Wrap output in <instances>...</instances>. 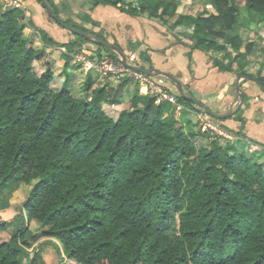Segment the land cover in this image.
I'll return each instance as SVG.
<instances>
[{"label": "trees", "instance_id": "obj_1", "mask_svg": "<svg viewBox=\"0 0 264 264\" xmlns=\"http://www.w3.org/2000/svg\"><path fill=\"white\" fill-rule=\"evenodd\" d=\"M90 1L131 16H177L172 27L189 33V57L194 49L222 52L214 67L264 82L263 67L250 71L254 42L251 31L241 33L236 0H207L216 12L197 15L181 13V0ZM245 5L264 26V0ZM75 45L56 41L19 7L0 8V189L33 182L26 219L77 264H264V147L250 150L243 138L222 143L203 127L186 132L178 104L201 107L179 94L177 104L157 103L138 85L112 117L104 104L122 103L130 79L93 88L88 76L73 90L66 78L54 89L53 49H67V70ZM17 219L0 221V233ZM30 245L25 226L0 239V264H22L24 254L36 264Z\"/></svg>", "mask_w": 264, "mask_h": 264}, {"label": "crops", "instance_id": "obj_2", "mask_svg": "<svg viewBox=\"0 0 264 264\" xmlns=\"http://www.w3.org/2000/svg\"><path fill=\"white\" fill-rule=\"evenodd\" d=\"M20 1L29 11V19L33 20L39 28L45 29L56 41L67 42L69 40V35H66L64 31H60L55 23L49 21L45 17V9L43 7V4H41L39 0ZM181 1L182 4L180 5L179 10L181 11V13L188 14L185 12L184 8L190 0ZM50 2L54 3L59 12L60 18H67L71 23L74 24H76V22H79V24L77 25H79L80 27H84L88 31H92L96 35H101L106 40L112 43H119L123 51L129 56L133 54L132 49L135 47V45L137 47V50L141 45H143L139 41L143 42L145 38L148 44L147 46H145L146 55H148L149 58H146L147 60H144L145 63L144 65L142 64L143 67H154L172 73L182 81L185 89L191 91L193 95L205 102L214 111L223 113L230 109H234L237 106L238 95L235 89V81L237 80L239 75H237L235 71H221L213 66L214 58H222V52L213 53L206 52L200 49H194L192 50L191 56L189 57L188 53L191 50L189 44L191 42L187 37L189 33L186 31V28L184 26L175 28L174 33L177 32V30L182 29L185 31V36H183L182 39L178 41L172 34H168L166 36L162 28L155 29L151 27V19L147 17L138 15L132 16V18L127 22L126 20H119L124 24L119 23L120 25H118L116 11H113V9L109 10L107 5H99L95 8H92L91 10H87V12L85 13L80 14V11L74 8L75 5L73 3V0H50ZM208 6L211 7L209 12H216V9L212 5V3H208ZM116 9L119 10L118 8ZM119 12L124 13L120 10ZM77 13L80 17L77 16ZM192 15L194 14L192 13ZM122 16L120 15L119 17L121 18ZM253 21L255 22L254 19ZM137 25L138 28H140L138 29L139 31H137ZM248 27V25L242 24L241 33L251 31L248 37L250 41L254 42V47L252 52L248 55V59L252 60L250 71L256 72L262 67L257 63V59L261 57L257 50L258 48L262 47V42H264V26L258 25V28L252 26L251 30H247ZM30 33L31 29L26 30L27 36L30 35ZM128 34L130 36H133L130 37ZM55 35H58V37L61 35L64 37V39L58 40L55 38ZM151 37L152 39L156 38L158 42L162 39L163 41L161 42V46H154L155 44H151ZM158 42L156 43L159 45L160 43ZM35 46L37 48L41 47L42 42L39 39H36ZM58 49L65 48L55 47L53 49L56 52H54L55 57L58 59V63L54 67L55 73L58 68L63 65V62H61L60 59V52L57 51ZM243 49H245V47H243ZM160 51H164V57L166 58V60H164L165 62H163L162 65L165 66H162L155 61L154 55L156 53H159ZM184 57H186V59ZM72 63L74 64V60L72 61ZM221 73H223V75H220L221 81L217 83L214 76ZM261 74L264 75V67ZM92 80L94 81L93 77ZM59 82L60 84H64L65 80L62 78L59 80ZM218 84H220V86L224 85V87L219 88ZM97 86L98 83L94 81L93 88ZM262 86L263 85L261 83L253 79L247 78V81L245 83L242 81L241 87L244 92L243 105L235 115L226 120L228 122L227 127L230 131H225L236 135L238 138H243L245 136L246 140L249 141V145L251 144V146H257L255 145L256 143L253 142L255 141L254 139L264 144V87ZM129 90L130 89L128 87H125V94H127ZM221 91L225 92L224 97L222 95H219ZM131 94L132 93L126 96L124 95L125 98L123 97L122 103L120 104L105 103L104 109L112 117H118L120 111L123 108L129 106ZM126 98L127 100H129L125 105ZM177 114L178 119L185 130L188 127L191 128L192 126H195L194 124L197 122L196 120L198 116L201 115L195 109H192L191 107H185L180 104H178ZM185 119L190 120V122H185ZM241 127H243L242 131H240ZM50 239L55 240L54 238ZM37 251H39V249ZM62 254L63 256H65L63 252Z\"/></svg>", "mask_w": 264, "mask_h": 264}, {"label": "rangeland", "instance_id": "obj_3", "mask_svg": "<svg viewBox=\"0 0 264 264\" xmlns=\"http://www.w3.org/2000/svg\"><path fill=\"white\" fill-rule=\"evenodd\" d=\"M129 1H132L134 5H137V2H138V0H129ZM73 3L75 5L74 8L76 10L80 11L79 12L80 14L85 13V12H87V10H91L93 8L92 2L90 0H73ZM245 3H246V0H236V4L239 6V10H240L239 21L243 25L249 26L247 30H249V29L251 30L252 26H254L255 28H258V25H260V24H257L256 22L253 21V18L255 15L246 7ZM52 4L55 7L54 3H52ZM107 7L109 8V10L113 9V11L114 10L116 11V17L118 18L117 19L118 21L117 20H115V21H117L118 25H120L119 23L124 24L123 22H120L119 20H126V22H127L132 18V16L129 14L120 13L119 10H117L116 7H114V6L107 5ZM0 8H1V6H0ZM184 9H185V12L188 14L193 13L194 15H197V14H201V13L208 14L211 7L208 6L207 0H190L186 4V7ZM44 11H45L44 15L49 21H52L53 23H55L58 26V28L60 29V31H64L66 33V35H69L68 41L76 43L75 46H71V50H72L71 55L74 57V59H73L74 64L72 63V61H73L72 60L69 65H73V66H69V68L67 70L64 69L63 65L58 68V70L55 73V80L53 83L54 89L57 90L63 85V83L60 84V82H59L60 79L63 78L65 80L66 78H68V82L70 81L69 87L73 90H79V89L84 87V85H83V84H85L84 81H86L88 79V76H91L94 78V81L98 83L97 87L103 86L107 82L114 83V85H115V83L119 84V83L125 81L126 79H130V82H128V84L126 86L130 90L127 94H125V91L123 92V95H125V96L132 93L134 91V88L136 85H140L137 80L132 79L130 76H127V74H125L123 77L119 78L118 75L115 73H109V72L104 73L103 71L95 69V68L91 69V70H87L83 66V63L79 59H77V55L82 54V55L86 56L88 59H92L94 61H97L98 63H101L104 58L109 59L112 62H115V61H117V58L112 57L108 52H105L104 50L99 49L98 45L96 43H94L93 41H89V40L84 41L81 38H79V36L71 33L69 30L65 29L64 27L59 25L57 22L53 21L52 18L50 17V15L47 13V11L46 10H44ZM104 11H106V10H104ZM25 13H26V19H27V21H29L30 20L29 19L30 14H29V11L27 8H25ZM120 15L121 16L123 15V16L120 18L119 17ZM77 16H79L78 13H77ZM138 16H143V17H147V18L151 19V27H153L155 29L156 28H159V29L162 28L164 30L166 36L168 34H172L175 36L176 40H178V41H180L182 39V37L185 36V31L183 29L177 30V32L174 33L175 28L172 27V24L176 20L177 16L170 17V18H168L167 21L160 19V18H151L150 16H148L144 13H140ZM145 21H147V20H145ZM76 24H79V22H76ZM138 29H140V28H138V25H137V31H139ZM135 30H136V27H135ZM89 32H91L92 34H95L92 31H89ZM132 36L133 35H131L130 37H132ZM55 38L58 40L64 39V37L61 35L59 37H58V35H55ZM65 39H67V38H65ZM162 41L163 40L161 39L158 42L156 40V38L152 39V37L150 39V43L153 45L155 44L154 46H161ZM139 42H141L143 45H141L138 48V50H137V47L135 45V47L132 49L133 54L130 56L127 54L126 55L128 56V60L130 63L138 64V65H142V64L144 65V63H145L144 60H147L146 58H149L148 55H146V48H145V46H147L148 44H147V40L145 38H144L143 42L142 41H139ZM156 42H158L160 44L158 45ZM116 44L119 47H121L119 45V43H116ZM64 50L66 51L67 49L66 48L65 49H58L57 51L60 52V55H61ZM99 50L102 52V57H99V55H98V53L100 52ZM53 51L55 52V50H53ZM160 52L156 53L154 55V58H155V61L157 63L162 65V63L165 62L164 60H166V58L164 57V51H160ZM211 52L214 53L215 51H211ZM257 52L261 55V57L257 59V63L259 66L264 67V42H262V47L258 48ZM184 58L186 59V57H184ZM60 59H61V62H63V64H64L65 59L64 58H60ZM118 59H120L119 55H118ZM162 66H165V65H162ZM220 75H223V73L214 76V78H216L217 83H219L221 81ZM236 81H235V84H236ZM246 81H247V79L243 80L244 83ZM156 82L158 84L162 85L165 88V90H167L169 93L175 94L177 96V94H178L177 87L174 85V83L169 81L167 78H165V77L157 78L156 77ZM218 87L221 88V87H224V85L220 86V84H218ZM262 87H264V85ZM185 90L189 93V90H187V89H185ZM224 93H225L224 91H221L219 95H222L224 97ZM125 96H123V97L125 98ZM125 100H126L125 101V105H126L128 103L129 99L127 100V98H126ZM189 107H191V106H189ZM196 111H198V110H196ZM198 112L201 115L198 116V118L196 120L197 122L194 124L195 126H192L191 128L188 127L186 130L184 129L186 132H190V131L196 132L199 128L203 127L206 131H209L210 135H212L213 137H220L222 143H225L226 141H231L234 143L237 142V140L239 138L236 135L229 133V132H226V131H230L229 128L227 127L228 122L226 121L227 119H230V117L223 119V120H219V119H216V118L208 115L206 112H201V111H198ZM115 118H117V117H115ZM189 119H190V117H189ZM207 120L216 121V123L220 124L222 129L226 130L225 131L226 135L217 134V133L211 131L210 129H208L206 126ZM186 121H187V123L190 122V120L185 119V122ZM243 138L246 140L245 136ZM254 140H255L254 143H257L258 145H262L264 147V144H262L261 142H258L256 139H254ZM202 142L206 143L207 139L203 138ZM246 142L248 143L249 141L246 140ZM255 147L256 146H251V144H250L248 148L250 150H253V149H255ZM32 184H33V182L30 184L22 183L17 188H12V189L2 188V189H0V221L11 220V219H13V217L18 215V219L7 227V229H6L7 231L0 233V235H1L0 239L9 237V235H11V233H13V232L17 231L19 228L25 226V227L29 228V243L31 244L30 247L28 248L29 251H31V253L34 254V252L39 249V256L40 257L38 258L36 264H77L74 261H71V260L68 261V257L63 256V254L62 255L59 254L58 247H60V245L56 240H53V239L51 240L50 238L45 237L42 234H40L41 233L40 231L43 229V226H41L38 221L32 220L29 222L26 219L25 209L23 208V202L26 199V197L28 196L29 191L32 188ZM22 213L24 216L21 215ZM33 235H36V236L31 238ZM21 263L22 264H31L30 257L27 254L26 255L24 254L22 256Z\"/></svg>", "mask_w": 264, "mask_h": 264}, {"label": "water", "instance_id": "obj_4", "mask_svg": "<svg viewBox=\"0 0 264 264\" xmlns=\"http://www.w3.org/2000/svg\"><path fill=\"white\" fill-rule=\"evenodd\" d=\"M43 7L45 8V10L47 11V13L62 27H64L65 29L69 30L72 33H75L76 35L82 36L85 39L89 40V41H93L94 43L101 45L103 47H106L107 49L114 51L115 53H117L120 57V60L122 61V63L128 67L131 68L135 71L144 73L146 75L152 76V77H165L167 78L169 81H171L172 83H174V85L177 87L178 89V94L180 96H182L183 98H186L190 101H192L193 103H195L196 105H198L199 107H201L208 115L219 119V120H223L226 118H229L231 116H233L239 109H241L243 102H244V92L242 90L241 87V82L244 79H253L261 84H264V82L262 80H260L257 77L251 76V75H244V74H240L237 78L236 84H235V89H236V93L238 95V104L234 109H230L226 112H217L214 111L213 109H211L205 102H203L202 100L198 99L195 95L188 93L185 88L184 85L182 83V81L177 78L175 75H173L172 73L168 72V71H164V70H160L157 68H148V67H143L141 65L138 64H133L130 63L128 60V56L126 55V53L123 51V49H121L117 44L112 43L108 40L102 39L98 36H96L95 34H92L89 31H85L84 29H81L79 27L73 26L69 23H66L65 21H63L59 15L56 13V11L53 9V7L50 5V3L47 0H41ZM116 86V83H115Z\"/></svg>", "mask_w": 264, "mask_h": 264}, {"label": "built area", "instance_id": "obj_5", "mask_svg": "<svg viewBox=\"0 0 264 264\" xmlns=\"http://www.w3.org/2000/svg\"><path fill=\"white\" fill-rule=\"evenodd\" d=\"M0 6L2 10L19 7L25 11L26 8L20 0H0ZM77 59L83 63V66L87 70L95 68L104 73H115L119 78L127 74V76H130L132 79L139 82L140 85H138V90L140 94L154 96L157 103L161 101H170L177 104V96L169 93L162 85L158 84L155 77L128 68L121 62V60L112 62L109 59L104 58L101 63H98L97 61L88 59L82 54L77 55ZM206 126L217 134L226 135L225 130H223L220 124L216 123V121L207 120Z\"/></svg>", "mask_w": 264, "mask_h": 264}]
</instances>
